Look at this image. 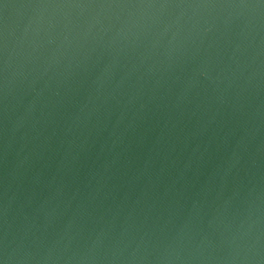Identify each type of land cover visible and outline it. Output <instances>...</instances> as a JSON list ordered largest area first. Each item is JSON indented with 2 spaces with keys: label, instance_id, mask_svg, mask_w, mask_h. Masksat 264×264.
Wrapping results in <instances>:
<instances>
[{
  "label": "water",
  "instance_id": "1",
  "mask_svg": "<svg viewBox=\"0 0 264 264\" xmlns=\"http://www.w3.org/2000/svg\"><path fill=\"white\" fill-rule=\"evenodd\" d=\"M0 264H264V0H0Z\"/></svg>",
  "mask_w": 264,
  "mask_h": 264
}]
</instances>
